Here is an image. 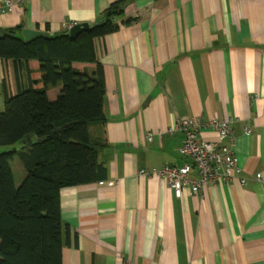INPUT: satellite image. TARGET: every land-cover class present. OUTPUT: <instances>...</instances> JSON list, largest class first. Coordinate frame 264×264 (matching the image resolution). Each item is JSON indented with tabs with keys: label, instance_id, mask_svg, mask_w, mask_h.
I'll list each match as a JSON object with an SVG mask.
<instances>
[{
	"label": "crops",
	"instance_id": "0c3cea01",
	"mask_svg": "<svg viewBox=\"0 0 264 264\" xmlns=\"http://www.w3.org/2000/svg\"><path fill=\"white\" fill-rule=\"evenodd\" d=\"M11 1L0 32L24 40L25 29L55 36L95 24L118 0ZM129 17L94 40L96 62H72L88 74L102 68L103 121L89 125V136L105 177L59 191L62 264H264V0H124L118 20ZM29 79L42 87L38 61L16 71L0 59V112ZM60 91L48 88V99ZM182 117L232 120L245 184L178 198L166 180L139 174L184 164L181 134L165 133ZM202 137L214 134L204 128ZM12 148L20 145L2 151ZM10 165L19 185L17 154Z\"/></svg>",
	"mask_w": 264,
	"mask_h": 264
},
{
	"label": "trees",
	"instance_id": "16d2710c",
	"mask_svg": "<svg viewBox=\"0 0 264 264\" xmlns=\"http://www.w3.org/2000/svg\"><path fill=\"white\" fill-rule=\"evenodd\" d=\"M123 11L124 0L113 2L99 22L74 36L67 29L23 40L13 29L0 32V59L12 60L16 71L38 61L42 83L19 85L0 112V147L20 145L0 152V264H62L59 191L105 177L89 136V125L103 121L102 68L97 63L88 74L72 62H96L94 40L135 20L119 21ZM57 85L61 91L50 101L47 89ZM15 154L25 169L19 185L10 165Z\"/></svg>",
	"mask_w": 264,
	"mask_h": 264
},
{
	"label": "built area",
	"instance_id": "2783aa9c",
	"mask_svg": "<svg viewBox=\"0 0 264 264\" xmlns=\"http://www.w3.org/2000/svg\"><path fill=\"white\" fill-rule=\"evenodd\" d=\"M13 5L11 0L0 2V13L10 11ZM204 128L210 129L214 139L202 137ZM174 132H179L182 136L179 152L185 159L184 164L179 167L164 165L161 168H142L139 169V174L166 180L178 198L186 189L197 193L206 186L226 184L234 179L245 184L246 179L242 175V168L234 151L235 138L230 118L203 122L199 118L182 117L165 130L167 134ZM246 133H249V130ZM152 137L153 133L148 132L145 140L151 141ZM225 140L228 143H225ZM192 170L196 172L194 179L190 177ZM256 178L259 180L260 175L257 174Z\"/></svg>",
	"mask_w": 264,
	"mask_h": 264
},
{
	"label": "water",
	"instance_id": "95a60500",
	"mask_svg": "<svg viewBox=\"0 0 264 264\" xmlns=\"http://www.w3.org/2000/svg\"><path fill=\"white\" fill-rule=\"evenodd\" d=\"M88 27H89V25L87 23L75 24L69 29V34L71 36H74L79 31H81L83 29H87ZM40 34H41V32L28 30V29H25L22 31V35H23L24 40H29V39L37 36V35H40Z\"/></svg>",
	"mask_w": 264,
	"mask_h": 264
},
{
	"label": "rangeland",
	"instance_id": "374dc122",
	"mask_svg": "<svg viewBox=\"0 0 264 264\" xmlns=\"http://www.w3.org/2000/svg\"><path fill=\"white\" fill-rule=\"evenodd\" d=\"M0 151H2V147H0ZM14 174H15V178L18 179L19 177L18 173L15 171Z\"/></svg>",
	"mask_w": 264,
	"mask_h": 264
}]
</instances>
